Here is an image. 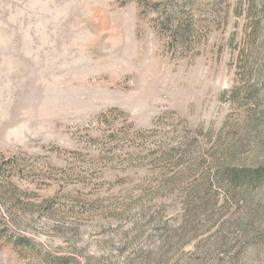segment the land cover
Returning a JSON list of instances; mask_svg holds the SVG:
<instances>
[{
    "label": "rangeland",
    "instance_id": "1",
    "mask_svg": "<svg viewBox=\"0 0 264 264\" xmlns=\"http://www.w3.org/2000/svg\"><path fill=\"white\" fill-rule=\"evenodd\" d=\"M264 0H0V264H264Z\"/></svg>",
    "mask_w": 264,
    "mask_h": 264
},
{
    "label": "trees",
    "instance_id": "2",
    "mask_svg": "<svg viewBox=\"0 0 264 264\" xmlns=\"http://www.w3.org/2000/svg\"><path fill=\"white\" fill-rule=\"evenodd\" d=\"M231 179L234 183L239 184L243 180L248 183H258L260 180L264 179V168L249 170H236L231 172Z\"/></svg>",
    "mask_w": 264,
    "mask_h": 264
}]
</instances>
